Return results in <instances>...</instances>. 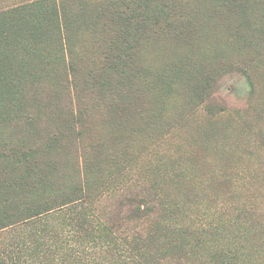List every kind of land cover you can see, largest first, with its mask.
<instances>
[{
	"label": "rangeland",
	"instance_id": "obj_1",
	"mask_svg": "<svg viewBox=\"0 0 264 264\" xmlns=\"http://www.w3.org/2000/svg\"><path fill=\"white\" fill-rule=\"evenodd\" d=\"M46 1L0 0V47L4 33L42 26L74 34L77 48L93 46L94 13L60 2L47 8ZM201 1L187 38L142 43L140 62L151 75L145 122L109 121L87 100L83 107L97 113L72 124L67 91L45 76L29 77L34 89L18 73L14 88L0 87L2 104L21 111L0 108V140L29 135L45 144L44 135L56 132L64 159L25 202L1 194L0 264H140L154 257L160 264H264V0L243 14ZM42 6L60 20L69 13V23L28 18ZM216 64L229 67L203 98L211 113L191 91ZM72 108L79 112L75 102ZM77 188L86 201L61 206ZM155 196L170 208L156 223L133 219V207L123 205L134 197L143 209ZM90 216L93 232L84 231ZM111 225L128 226V236L107 232Z\"/></svg>",
	"mask_w": 264,
	"mask_h": 264
},
{
	"label": "trees",
	"instance_id": "obj_2",
	"mask_svg": "<svg viewBox=\"0 0 264 264\" xmlns=\"http://www.w3.org/2000/svg\"><path fill=\"white\" fill-rule=\"evenodd\" d=\"M255 1L257 0H216L223 11L242 14ZM57 2H60L61 8L65 6V9L68 5H79L88 12L89 17L94 13V23L89 32L90 44L93 46L77 48L74 34L62 33L50 27L4 33L6 43L0 47V87L10 85L14 88L12 79L16 81V73L19 82L24 81V84L38 75L45 76L49 79L47 85L67 91L72 124L89 118L91 111L97 113L93 111L94 108L83 107L87 100L94 101L97 109H104L102 112L109 121L132 118L145 122V108L149 106L146 94L150 89L151 75L140 62L142 43L161 37L174 40L187 38L184 33L188 32L186 29L193 27L197 15L193 13L198 11L197 5L202 1L192 0L188 10L187 0H102L100 3L96 0H47L46 7L55 6ZM40 11L43 13H38L37 16L28 14V18H34L44 25L59 24L61 20L64 23L71 19L69 13L65 17V12H62L60 20L55 12L43 11V6ZM18 13L15 11L14 14ZM4 15L13 19L9 14ZM228 67L226 64H216L208 68L201 78V84L191 91L194 99L204 103L205 110L211 113L212 105L205 103L203 98L218 85ZM234 69L240 70L241 65L237 64ZM29 84L32 89L35 88L34 81ZM72 97L75 99L72 100ZM74 102L79 106L77 113L72 108ZM0 108L17 115L21 112L17 103L6 105L0 100ZM44 136L45 144L34 141L29 135L0 140V196L2 194L3 201L9 202V197L16 195L14 197L17 200L22 198L25 202L43 184L48 174L61 167L64 159L57 155V150L61 148L57 133ZM70 197H73V201L69 200ZM128 199L124 200L123 205L129 203L133 207L130 210L132 218L139 221L149 217L156 223L161 214L170 209L158 196L147 198L143 202V209L135 206L136 198ZM62 200L61 206H64L78 200L86 201V196L82 189L77 188ZM45 203L33 206L32 209L47 206L51 200ZM36 215L38 214L34 216ZM87 221L89 229L84 228V231H95L94 216H90ZM149 230L150 227L141 228L142 233H149ZM106 231L111 234L119 233L118 236H128L129 227L111 225ZM135 235L140 236L138 233ZM160 260L163 258L154 257L151 261L140 264H160Z\"/></svg>",
	"mask_w": 264,
	"mask_h": 264
}]
</instances>
